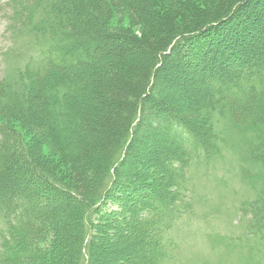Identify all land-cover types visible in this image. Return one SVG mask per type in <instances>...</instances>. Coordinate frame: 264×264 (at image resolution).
<instances>
[{"label":"trees","instance_id":"16d2710c","mask_svg":"<svg viewBox=\"0 0 264 264\" xmlns=\"http://www.w3.org/2000/svg\"><path fill=\"white\" fill-rule=\"evenodd\" d=\"M17 2L14 10L22 18L34 17L35 35L47 40L39 42L33 68L27 64L12 77L0 78V119L12 127L0 128V264H94L105 233H134L124 246L131 252L145 246L146 231L162 225L165 230L156 233L151 256L140 264L164 263L159 251L163 235L192 206L187 199L190 168L195 161L210 164L223 151L235 152L240 165L254 171L258 195L244 204L242 216H250L253 233H264V38L249 45L235 71L216 63L218 49L207 41L201 74L190 91L184 89V109L166 96L164 84L183 86L173 51L183 55L192 42L220 31L241 3L215 10L209 28L210 19H198L171 29L156 6L159 0ZM40 6L49 11L43 20ZM122 13L149 27L154 38L144 41L126 28H112L113 16ZM165 34H171L169 42ZM157 120L164 124L162 136ZM143 127L148 132L141 136ZM64 128L65 146L58 143ZM22 130L36 142H27ZM152 136L162 137L153 157L164 182L157 192L142 186L133 170H125L134 166L135 148ZM46 140L55 154L66 148L61 160L41 157ZM100 140L101 174L90 175L87 187L82 177L92 163L90 149ZM241 171L243 178L251 177ZM120 184L131 190L127 198L113 196ZM86 189L88 193L81 192ZM68 219L75 223L72 231L64 222Z\"/></svg>","mask_w":264,"mask_h":264},{"label":"rangeland","instance_id":"374dc122","mask_svg":"<svg viewBox=\"0 0 264 264\" xmlns=\"http://www.w3.org/2000/svg\"><path fill=\"white\" fill-rule=\"evenodd\" d=\"M17 1L24 0H0V78L12 77L16 69L22 70L27 64L33 68L32 62L38 59L36 56L40 49L38 44L47 40L46 37L35 35L36 28L32 23L35 20L34 17L26 15L22 18V13L14 10L12 4L18 3ZM175 1L181 6H175L163 0H159L156 4L158 9L160 8L163 12L162 19L168 23L171 29H176L180 24L188 25L198 19L206 21L210 19L209 16L215 10H219L227 3H241L230 15L232 18L229 19V23L220 31L213 32L212 36L205 40L198 39L192 42L183 55L180 54V51H173L172 54L176 58L179 70L178 79H182L183 86H180L179 82L176 84L164 81L165 92L178 109H184L188 105L184 89L190 91L196 83L198 75L201 74L203 66L201 67L202 58L200 59V57H202V47L206 45L207 41H211L212 46L218 49L216 63L223 65L229 71H235L238 68L236 64L242 62L244 55L248 53L249 45L259 43L264 38V0ZM249 2L251 3L248 4ZM231 3L230 6L233 5ZM242 7H245V10H242ZM30 8L34 9L35 6ZM45 8L40 6L38 9L39 17L42 16L39 20H43V17L48 14L49 11H46ZM226 15L222 18H225ZM27 19L29 21L25 22ZM212 19L213 17L206 22V25L208 24L206 28H209L211 22L215 23ZM215 20L217 21L218 18ZM110 26L116 30L126 28L144 41H150L155 36L154 31L139 24L132 15L127 13L113 16ZM165 35L164 39H168L169 42L171 34ZM206 87H211L208 80ZM84 111L88 115L91 114L85 108ZM4 121H6L4 118L0 119V128H5V126L12 128ZM163 125V122L157 124L160 136L163 135ZM147 132L143 127L140 129L139 135L142 136ZM226 133H232V131L227 129ZM101 134H104L103 130ZM21 135L27 142H36V139H33L34 135L32 136L27 131L22 130ZM160 139L154 136L143 139L144 141L135 148V156L131 157L134 166L126 165L125 167V170L131 169L140 177L142 186L156 192L158 185L164 183L162 177L157 174L153 163V157L161 149ZM68 140L64 128L60 131L58 143L65 146ZM101 142L102 140L98 141L90 149L92 163L86 167L85 176L82 177L87 187L91 183L90 175L94 178L101 174L100 164L104 158L100 149ZM64 149L66 148L55 154L51 140H46L40 147V155L45 160L52 158L59 161L64 155ZM194 163L196 164L192 165L189 170L187 183V199L191 198L192 206L175 226L167 231L168 234L163 235L164 246L159 251L163 252L161 257H164L163 262H165L161 264H264V233H253L250 230V216H242L244 204L252 202L258 195L260 183L254 179V171L247 165L241 166L240 157L232 151H223L219 158L207 165L200 164L203 163L202 161ZM241 167L251 173L249 179L243 178ZM59 171H62L60 167ZM123 188H125L123 184L118 185L113 196L119 195L127 198L131 194V190ZM81 192L88 193L87 189L81 190ZM133 201L135 202V200ZM133 201L130 203L131 206L135 204ZM169 212L170 208L167 210V213ZM64 222L71 231L75 229L74 221L68 219ZM163 227L162 225L146 231L145 246L131 252L125 250L124 246L132 240L134 233L129 230L120 233L112 231L108 233L109 235L105 233L98 242L102 246L101 255L96 256L94 264H140L142 258L147 260L151 256V244L158 236L156 233L161 229L165 230ZM60 250L59 252L64 254L66 246ZM155 254L157 258L160 257L158 250L155 251ZM2 257L3 251L0 248V261ZM56 260H58L57 255Z\"/></svg>","mask_w":264,"mask_h":264}]
</instances>
